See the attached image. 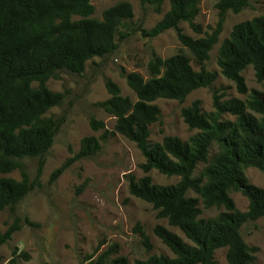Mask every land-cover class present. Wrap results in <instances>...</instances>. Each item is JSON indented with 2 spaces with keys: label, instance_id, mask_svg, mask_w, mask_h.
Wrapping results in <instances>:
<instances>
[{
  "label": "trees",
  "instance_id": "1",
  "mask_svg": "<svg viewBox=\"0 0 264 264\" xmlns=\"http://www.w3.org/2000/svg\"><path fill=\"white\" fill-rule=\"evenodd\" d=\"M91 1L0 0V173L18 170L21 175L20 180L0 177V211L12 210L38 185L44 156L54 143L59 120L45 114L61 105L63 95L49 90L47 81L57 79L60 73L79 75L90 59L113 53L119 29L133 17L131 4L120 1L106 9L100 20L89 18L93 13ZM148 1L159 11L164 0ZM168 1L170 9L151 32L173 29L191 57L182 52L165 59L153 55L147 64V79L135 72L126 74L135 102L122 96L119 87L106 79L110 97L97 106L114 117L113 129H105L103 122L90 117L91 130H102V134L83 137L78 153L53 171L50 181H55L70 162L97 154L101 143L121 135L141 152L145 161L140 169L144 173L154 169L179 177L175 184L157 185L147 175L138 179L128 175L130 195L151 204L157 218L166 219L192 243L157 225L154 235L174 257L153 255L135 264H217L214 251L219 248L226 249V264H253L257 248L243 241L240 227L246 221L264 218V189L250 185L243 169L264 172V91H248L241 72L251 66L257 82L264 81V15L233 26L218 50L221 75L234 83L239 94H246V99L214 96L211 112L202 111L195 100L180 114L196 134L187 141L165 136L161 142L150 143L149 127L161 114L154 102L167 99L182 103L192 91L211 86L216 73L207 71L204 63L218 42L224 15L227 11L238 13L250 3L217 0L216 27L210 34L192 38L182 34L178 24L187 22L195 33L202 32L193 22L200 0ZM225 115L234 120L224 119ZM212 145L217 150L209 157ZM25 159H37L33 179L25 170ZM199 164L204 167L196 173ZM230 190L240 191L247 198L245 212L235 208ZM189 192L197 197L188 196ZM199 199L205 209L223 211L213 218H199ZM18 228L15 224L0 232V246ZM140 235L150 249L143 231ZM117 251L116 246L110 247L91 264H129L125 257L113 256Z\"/></svg>",
  "mask_w": 264,
  "mask_h": 264
},
{
  "label": "rangeland",
  "instance_id": "2",
  "mask_svg": "<svg viewBox=\"0 0 264 264\" xmlns=\"http://www.w3.org/2000/svg\"><path fill=\"white\" fill-rule=\"evenodd\" d=\"M120 1L131 4L133 17L119 29L116 50L102 58L94 57L87 61L79 75L60 73L57 79H49L46 83L49 90L63 95L61 105L45 114L58 119L59 128L54 143L44 156L38 185L12 210L6 208L0 211V232L15 224L19 226L0 246V264H91L100 252L113 246L118 249L113 256H123L129 264L144 261L153 255L173 258L171 250L154 235L157 225L192 244L180 230L169 226L166 219L157 218V211L151 204L130 195L128 191V175L136 179L147 175L157 185L175 184L179 177L167 176L154 169L144 173L140 169L145 161L141 152L121 135L116 134L101 143L97 154L70 162L55 181H50L53 171L78 153L83 137L98 138L102 134V130H91L90 117L103 122L105 129H113L114 117L97 106L110 97L105 87L106 79L119 87L122 96L135 102V94L126 83V74L135 72L147 79V64L153 55L165 59L182 52L191 57L173 29L156 34L151 32L170 9L168 0L163 1L159 11H155V4L148 0H92L93 13L89 18L100 20L106 9ZM216 2L199 1L193 22L201 28L200 34L195 33L187 22L178 24L180 32L192 38L210 34L219 20ZM262 15L264 0H250L249 6L240 12L225 13L218 42L213 45L204 63L207 71L216 73L215 81L210 87L192 91L182 103L157 99L154 104L161 114L159 121L149 127L150 143L161 142L165 136L187 141L196 134L197 130L190 129L180 114L182 108L195 100L200 102L202 111L211 112L214 96L222 100L246 99V94H239L234 83L221 75L217 64L218 50L233 26ZM78 18L73 17L74 20ZM241 75L248 91H264V81L257 82L251 66L246 67ZM223 118L234 120L229 115ZM216 150V146L212 145L209 157ZM23 162L27 174L33 179L37 172V159H25ZM203 167L199 164L196 173ZM243 174L250 185L264 189V172L246 167ZM0 177L21 179L18 170L0 173ZM188 196L197 197L192 192ZM229 196L237 210L245 212L248 209L249 202L240 191L230 190ZM199 208V218L202 219L213 218L223 211L214 207L205 209L200 199ZM140 231L147 237L150 249L144 244ZM240 236L248 246L257 248L253 264H264V218L243 223ZM214 260L217 264H226V249H216Z\"/></svg>",
  "mask_w": 264,
  "mask_h": 264
}]
</instances>
